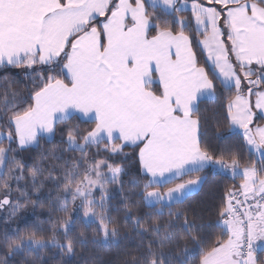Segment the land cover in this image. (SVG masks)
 Segmentation results:
<instances>
[{
  "label": "snow or ice",
  "instance_id": "obj_1",
  "mask_svg": "<svg viewBox=\"0 0 264 264\" xmlns=\"http://www.w3.org/2000/svg\"><path fill=\"white\" fill-rule=\"evenodd\" d=\"M187 10L180 0H0V67L35 73L31 103L20 108L5 95L11 114L0 125L7 128L0 131V168L15 160L9 153L17 150L3 147L4 140L20 150L39 148L58 129L66 133L64 151L79 152L81 160L93 146L99 150L103 145L112 156L130 147L138 150L140 170L150 177L142 186L145 205L157 215L168 207L169 216H184V230L197 249L165 253L187 237L173 241L172 221L163 226L161 237L157 220L145 227L133 217L136 229L157 237L160 251L149 241L147 257L133 256L128 264H193L197 256L198 264H264V126L258 123L264 121V0H193L191 18L181 15ZM218 84L230 94L225 98L230 132L242 135L249 156L256 159L245 161L236 151L215 152L205 143L199 105L216 99ZM73 120L94 127L82 129ZM15 167L21 171L14 177L19 181L24 165L16 160ZM79 168L73 160L64 176L70 203H80L75 216L69 214L68 201L59 208L65 215L57 222L63 242L55 231L47 239L35 230L5 231L0 248L6 257L39 259L49 246L75 255L77 246L89 242L83 230L72 234L80 223L97 225L93 244L117 242L120 226L108 215L107 185H122L125 168L108 159L90 163L82 173ZM207 168L241 183L226 190L218 213L222 235L205 247L187 213L172 212L171 206L190 196L202 181L196 174ZM29 174L35 184L42 170L34 167ZM185 176L192 178L174 183ZM3 188L10 189L7 179ZM9 196L0 200V208L9 205L14 216L25 204ZM0 264L8 260L0 258Z\"/></svg>",
  "mask_w": 264,
  "mask_h": 264
},
{
  "label": "trees",
  "instance_id": "obj_2",
  "mask_svg": "<svg viewBox=\"0 0 264 264\" xmlns=\"http://www.w3.org/2000/svg\"><path fill=\"white\" fill-rule=\"evenodd\" d=\"M181 15L191 18V11H184ZM170 19V18H168ZM38 70L39 66H37ZM31 75L26 74L23 67H7L0 68V125L6 124L7 112L4 106L5 95L9 102H14L18 107L23 108L27 103H31L29 95L33 91L32 76L35 73L27 71ZM218 83V82H217ZM233 90V93L234 94ZM17 93L13 99L12 93ZM230 95L219 87L217 97L213 100L201 101L199 105L198 115L202 122V131L204 132V141L215 152L236 151L240 153L243 160L256 159V156H249L248 148L245 145L242 135H233L228 127L226 119V97ZM71 123L79 124L82 129H90L94 124L83 123L80 120H73ZM64 127L63 125L60 126ZM1 131H7V128H0ZM66 133L62 134L59 129L56 136L49 142L44 139L40 142V147H28L24 150L17 148L16 143L9 145L7 140L3 141L2 146L7 148L11 146L17 149L9 153V157H15L7 166L0 168V200L10 192L11 201L14 203L19 200L25 206L13 216L12 221L8 222L1 217L0 213V236L5 231L12 234L16 230L20 232H28L35 230L38 236L46 239L55 234L58 239L63 242V233L59 228L58 221L65 218L63 212L59 211L60 206L65 202H69L72 209L70 215H73L75 205L71 204V193L64 191V176L66 169L71 167L73 160L79 162V171L82 173L90 163L97 160L108 159L110 163L121 164L125 168V174L121 175L122 185L109 184L108 192V215L112 220L120 226V234L116 243L93 244V232L97 231L96 224L86 226L83 223L77 225L72 233L74 236L83 230L89 242L86 246H77L75 255L63 254L59 248L49 246L40 253L39 259H33L27 254H19L15 257H6L5 250L0 248V258L8 260V264H128L133 256L137 258H146L148 254V242L153 243V250L159 252V242L155 235L150 231L145 233L143 229H136L133 224V217H139L145 222V227H150L153 220H157L161 225L160 236L164 235V225L168 221H172V231L175 232L173 241H179L180 236H186L184 230V216L178 219L175 216H169V208L163 209L162 215H157L156 209L145 205L142 197L143 182L147 180V176L143 175L140 170V164L135 154L138 150L128 147L124 149V154L112 156L103 150L104 146L100 145L99 150L93 146L88 149V155L81 160L79 152L64 151L67 148ZM20 161L24 165L23 179L17 181L14 177L21 175V171L15 167V161ZM38 167L42 170V174L33 184L29 174L31 168ZM107 170L106 168L103 171ZM203 179V185L199 192L189 196L182 203L173 204L172 212H185L188 221L197 226V235L202 238L203 246L207 247L217 237L222 235V229L218 227L219 210L225 199L226 190L232 187H238L241 183L240 179H232L230 175L224 174L218 169L208 168L202 173H197ZM192 177L180 178L174 183H181ZM7 179L10 189L3 188V184ZM136 181H140L139 184ZM172 184L166 187H171ZM75 185H73V188ZM164 191L165 188H161ZM21 192L27 193L21 196ZM99 189L95 192V197L99 200ZM26 213V220L19 214ZM34 216H30L31 213ZM57 227L54 230L53 224ZM141 233L138 235L137 233ZM96 239H102L97 234ZM179 248H165V253H171L173 256L179 255L185 246L189 252L197 249V244L190 237L179 241ZM35 255V254H33ZM193 264H198V256Z\"/></svg>",
  "mask_w": 264,
  "mask_h": 264
},
{
  "label": "rangeland",
  "instance_id": "obj_3",
  "mask_svg": "<svg viewBox=\"0 0 264 264\" xmlns=\"http://www.w3.org/2000/svg\"><path fill=\"white\" fill-rule=\"evenodd\" d=\"M192 2H193V0H180V3L181 4H184V3H186L187 4V6H188V10L187 11H190V9H191V4H192ZM201 2H206V0H201ZM207 6V5H206ZM27 71H31V70H27ZM253 99H255L254 97H253ZM1 131V130H0ZM239 132H241L242 133V130H238ZM1 169H0V173H1ZM105 173H107V170H105L104 171ZM109 185V184H108ZM108 185H107V188H108ZM98 189H96L95 191H94V196H95V192L97 191ZM9 199L11 200V198L9 197ZM80 203V201L79 200H77L76 201V205H78ZM76 205H75V208H76ZM75 208L73 209V214H74V216L75 215H77V213L75 212ZM22 209V208H21ZM20 209V210H21ZM19 210V211H20ZM11 211H12V209H11V207L9 206V205H5L4 207H2V208H0V213H1V217L3 218V219H5L6 221H8V222H11L12 221V218H13V215H11ZM18 212V211H17ZM26 213L24 212V213H21V214H19L20 216H22L23 218H24V220H26L27 218H28V216L27 215H25ZM34 216V213L32 212L31 214H30V216ZM79 215L80 216H82V212L81 213H79ZM15 216V215H14Z\"/></svg>",
  "mask_w": 264,
  "mask_h": 264
},
{
  "label": "crops",
  "instance_id": "obj_4",
  "mask_svg": "<svg viewBox=\"0 0 264 264\" xmlns=\"http://www.w3.org/2000/svg\"><path fill=\"white\" fill-rule=\"evenodd\" d=\"M9 67H12V66H9ZM9 67H8V68H9ZM0 68H4V67H0ZM205 100H207V99H205ZM203 101H204V100H203ZM258 123H260L262 126H264V121H259ZM29 147H34V146H29ZM207 169H208V168H207ZM147 178L150 179V177H147ZM178 179H180V177H176L174 181H176V180H178ZM202 185H203V179H202L201 183H200L198 186H196V187L194 188V190L192 191V193L190 194V196L193 195V194H195V193H197V192H199L200 189H201V187H202ZM184 200H185V199H184ZM184 200H183V201H184Z\"/></svg>",
  "mask_w": 264,
  "mask_h": 264
},
{
  "label": "built area",
  "instance_id": "obj_5",
  "mask_svg": "<svg viewBox=\"0 0 264 264\" xmlns=\"http://www.w3.org/2000/svg\"><path fill=\"white\" fill-rule=\"evenodd\" d=\"M223 173V172H222ZM225 174V173H224ZM227 175H229V174H227ZM241 199H242V197H241Z\"/></svg>",
  "mask_w": 264,
  "mask_h": 264
}]
</instances>
